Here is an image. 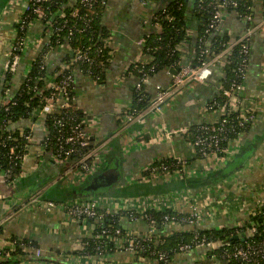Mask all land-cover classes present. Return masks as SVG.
Instances as JSON below:
<instances>
[{
    "label": "built area",
    "instance_id": "1",
    "mask_svg": "<svg viewBox=\"0 0 264 264\" xmlns=\"http://www.w3.org/2000/svg\"><path fill=\"white\" fill-rule=\"evenodd\" d=\"M12 1L17 3L16 0ZM48 1L51 0H25L23 10L18 16L16 23H20V29L22 31L26 30V33L23 31L25 35L15 37L16 39L10 44L5 61L1 65V69L5 72L16 73L24 52L30 49L32 50L37 43L41 42L42 37L46 35L48 38L46 47L38 55L43 62L42 67L45 66L48 68L46 65V55L50 50L62 48L65 52H68L69 46L66 43L68 39L64 43H60L55 47L50 46L49 48L50 41L60 28L52 27V24H48L47 22L46 35H43L41 32L39 33V37L36 36L32 41L30 40L31 37L29 34L32 28L35 25L43 27L46 24L44 19L47 14L40 4ZM148 1L157 3L159 0ZM259 1L261 5V18L255 26H247L244 32L234 42H230L221 51H211L209 46L204 48L202 50L204 57L199 66H192L182 58L177 62L176 66L163 69L162 71L169 77L167 83L155 81V75L146 72L145 65L150 59L142 52L145 43L143 39L140 43L139 56L132 62L137 63L136 69L139 73L138 75H140L134 85L133 92L138 96V101L141 103L147 100V106L140 110H132V103L129 106L123 105V107H119L118 113L123 116L121 119L129 123L139 121L144 117L154 115L161 111L178 92L189 85L194 83L209 85L211 76L218 68L224 65L228 54L231 53L232 48L238 43H241V54L244 58L243 65L238 67L237 71L246 77L250 62L247 61L250 54L251 40L253 41L257 33L264 36V0ZM79 2L89 9H93L96 3L101 2L105 9L108 0H80ZM198 2L197 7L205 8L207 6L210 9V16L206 26L207 32L213 29L219 30L221 22L224 23L231 13L239 15L237 11V7L240 5L239 0H198ZM71 4H74V2ZM160 9H162L163 13L166 12L165 6H162L152 14L151 19L154 27L158 29V32L161 30V16L156 12ZM25 12H28V15H23ZM77 12L78 10L75 7L74 15H77ZM29 14H33L36 20L32 21L30 19L26 21ZM61 15L63 16V14ZM243 18L247 22L252 20V16L249 15L243 16ZM91 19L92 17H88L85 20V24L88 25ZM168 19L170 20V17ZM187 33L192 35V37L195 35L191 28L187 30ZM183 47L184 45L178 46L179 49H183ZM105 49L108 50V56L104 60L101 57ZM74 50L71 63L64 62L60 67L51 71L48 68L47 72L49 76L45 80V84L40 88H35V92L46 99V103L42 108L31 112L30 118L33 121V125L28 127L31 129V133L27 136L30 151V148L35 145L34 128L37 124L41 123L43 125L44 135L39 143L38 157H42L45 153H51L50 155H52V158L56 162L66 164L65 166L68 168L66 167L64 171V176H66L65 182L70 186L84 182L87 177L98 171L102 165L103 146L101 148L100 146L94 147L92 145L91 134L88 131L90 126L93 125L92 117L88 115L85 126L81 127L80 124L72 125L66 136L61 135V137H58L59 145L57 152L54 153L47 150L48 147L45 143V138L48 130L44 126V120L48 114L61 113L64 108L71 107L72 103L80 107L79 95L75 86V72L80 70L93 85H102L104 81L100 79L101 77L99 75L94 74L92 68L105 67L106 62L112 61L116 53L112 37L104 40L103 46L97 49L96 55H93L88 50L84 51L81 48ZM82 64H86L88 69L84 71L81 67ZM172 69H177V71L173 73L171 72ZM219 87L222 89L223 86L220 85ZM232 88L242 93L244 85L233 82ZM48 90L50 91V95L45 97L44 92ZM222 92L224 95L230 96V100L235 109L239 108L238 118L241 126L245 124L250 125L255 121L256 113L252 109L249 110L243 106L242 99L239 100L238 95L233 94L227 88H223ZM148 94L150 95L148 96ZM206 110H219L221 113L220 117L211 122V125L202 126V133L189 144L195 155L197 153L201 155L198 159L213 158L219 161L231 153L230 146L237 138L231 140L225 149H221L222 133L226 132V124L228 123V120L221 118V116L228 112L225 107L220 106L214 101L206 104ZM85 112L88 113L87 111ZM242 133L244 131L240 132L238 137ZM63 142L70 144V148L64 149ZM29 151L24 156V163ZM62 155L65 157L62 158ZM73 155L77 157L72 159L71 157ZM173 158L176 159L173 164L176 166L174 169L170 168V165L167 163L161 161V158L155 160L161 162L155 163V161H152L143 167L139 176H133L134 181H138L139 179L147 183L154 180L179 181L199 175V173H205L210 168H214L212 165L219 163H207V166L202 167L203 165H201L200 167L198 165H192L182 158L175 156ZM23 172L14 179V182L22 176ZM2 174L7 181L12 175L9 172ZM261 192L260 189H255L253 193L248 192L247 195V192L242 194H229L228 191H221L217 187L206 188L203 192H197L191 188H182L170 193H159L144 197L87 196L57 202L55 200L45 199L44 190H37L30 195L29 200L26 202V209L44 208L52 211L61 208L72 221H78L84 225L86 228L85 237L99 240L100 244L97 246V253L95 254L82 251L83 246L81 241H79V250L76 253L69 254L66 258L63 257V259L73 264H115V262L120 264L119 261L122 264H179L177 263L178 258L187 255H191L190 264H264V236L259 241L255 237L261 235L260 228L264 227V220L262 223L249 224L251 215L256 214V210L264 204V198L260 196L262 194ZM169 208H171L173 213L162 215L160 220L151 213L161 212ZM236 210L244 213L243 217L238 221L231 224H218V226H205L207 222L218 218H225ZM112 216H118V221L120 222L117 227L112 226L111 223H106ZM124 221L138 223L142 226L137 229H127L122 224ZM160 225L163 229L160 228ZM1 226L0 223V228H2ZM223 227L233 228L237 232L236 236L242 242L236 245H229V243L223 240L211 239L200 233V230L203 229ZM171 231L192 234V240L181 243L173 257H170L168 252L162 249L160 245L162 243L161 238ZM100 239H104L105 243H102L103 241ZM106 243L110 245V249L106 247ZM18 246L19 238L10 236L7 238L5 244L0 246V254L3 257H8ZM23 248L31 251L35 258L33 260H21L19 264H27V262L39 263V258L44 254L40 247H27L24 245ZM108 250L111 252L114 251L115 255L110 256L106 253ZM124 255H127L125 259L120 257Z\"/></svg>",
    "mask_w": 264,
    "mask_h": 264
},
{
    "label": "crops",
    "instance_id": "2",
    "mask_svg": "<svg viewBox=\"0 0 264 264\" xmlns=\"http://www.w3.org/2000/svg\"><path fill=\"white\" fill-rule=\"evenodd\" d=\"M171 0H159L157 3L148 0H108L102 23L112 32V41L116 50L110 68L107 70L105 82L102 85H93L80 71L75 72V86L78 91L80 107L92 117L93 125L88 129L91 134L92 145L102 147L103 160L108 161L114 157L122 158L124 173L114 194L130 195L128 197L170 193L175 188L172 183L176 180H154L150 183L142 180L134 181L133 176H139L141 169L152 161L165 157H179L184 160H193L192 165L201 167L207 163L219 162L205 173L183 179L185 182L192 179L205 178L212 173H220L229 162L240 157L246 150L250 151L248 158L242 166L227 175H216V179L198 185L197 192L206 188L217 187L229 194L253 193L260 189L264 198V36L255 34L253 38V54L246 72L242 102L249 110L256 113L255 121L250 125L249 131L240 134L230 146L231 153L219 161L211 159H194L195 154L185 138V131L192 125L203 122H213L220 117V111H207L206 104L220 89L221 78L225 75L224 65L218 68L211 76L209 85L194 83L178 92L174 98L154 115L144 117L139 121L128 122L119 115V107L129 106L132 103L134 85L138 76L127 73L130 64L137 59L140 43L144 37L158 32L152 22V14ZM194 0L189 1L187 11L191 16L192 29H196V16L193 15ZM9 0L0 15V87H2L6 72L1 69L5 61L10 44L16 37L14 25L21 14L25 0ZM10 5V6H9ZM261 5L258 0L253 7L252 24L248 25L243 16L231 13L221 25L225 29L231 42L240 36L247 26H255L261 18ZM42 32V27L35 25L29 36L31 41ZM41 39V37H40ZM47 35L42 37L40 43L31 50L24 52L18 70L13 78L10 93L14 94L24 82L31 62L45 49ZM184 45L182 51L188 52ZM67 52L62 48H54L46 55V65L49 70L60 67ZM225 64V63H224ZM47 68V71H48ZM155 81L167 83L168 75L161 71L155 75ZM117 101L119 104H116ZM33 125L31 118H24L16 122L13 127H30ZM44 135L43 125L37 124L34 128L35 145L30 148L24 163L22 176L13 184L8 183L0 173V246L5 244L7 238L14 236L19 239L34 241L44 255L50 256L48 262L27 264H58L62 261L63 254L79 250V241L85 237L86 228L81 222L72 221L67 213L59 208L52 211L46 209H26V202L30 195L37 190H44L45 199L55 201L68 195L65 182L63 165L56 162L51 153L38 157L40 140ZM118 163V162H117ZM118 166V165H117ZM196 181V184H199ZM171 182V183H170ZM136 183H138L136 185ZM143 188L138 189L140 184ZM126 185V186H125ZM149 185V186H148ZM125 186V187H124ZM136 188H135V187ZM158 186H160L158 188ZM242 186V187H240ZM137 191H135L134 190ZM190 188V187H186ZM117 191V192H116ZM175 191V190H174ZM68 197V196H67ZM124 197V196H122ZM65 200V199H63ZM240 208V207H239ZM243 210V209H242ZM241 211H234L225 218H218L207 222L205 226H218V224H231L243 217ZM127 229H137L141 224L124 221ZM125 259L127 255L120 256ZM191 255L179 257L177 263L190 264ZM122 264V262L119 261Z\"/></svg>",
    "mask_w": 264,
    "mask_h": 264
},
{
    "label": "trees",
    "instance_id": "3",
    "mask_svg": "<svg viewBox=\"0 0 264 264\" xmlns=\"http://www.w3.org/2000/svg\"><path fill=\"white\" fill-rule=\"evenodd\" d=\"M79 1L80 0H51L40 4L47 14L46 18L44 19L45 23L47 22L48 24H52V27L60 28L50 41L49 48L50 46L55 47L60 43H64L65 40L68 39L66 42L69 46L68 52L66 53L63 60V62L67 63L72 62L73 52L75 51L74 49L81 48L84 51L88 50L93 55H96L97 49L103 46L104 40L112 37L111 30H109L108 27L102 23L105 10L104 5L99 2L94 5L93 9H89L83 6V4H81ZM257 1L258 0H239L240 5L237 7V11L241 16L249 15L253 18V7L256 5ZM72 2H74V4H71ZM198 3V0H196L193 6V15H195L197 18L196 29L195 27L193 29L195 37H192V35L187 33V30L190 28L192 29L193 26L191 24L193 19H191V16L187 11L189 0H171L165 5L166 12L163 13L162 9L156 12L161 16V30L160 32L146 35L144 37L145 43L142 48V52L150 59V61L145 65V70L147 73L156 75L163 69L176 66L177 62L184 58L185 55L182 49H179L178 46L186 45L189 48L185 62L191 64L192 66H199L204 57L202 54V50L204 48L209 46L211 51L214 50L218 52L226 48V46L231 42V38L228 36L225 29H213L208 32L206 31L208 18L210 16V9L207 6H205V8H199L197 7ZM75 7L78 10L77 15H74ZM61 14H63V16ZM23 15H28V12L23 13ZM88 17H92V19L89 24L86 25L85 20ZM168 17H170V20ZM30 19L32 21L36 20L33 14H29V17L26 19V21ZM47 23L43 27L41 26L43 35H46ZM247 23L248 25H251L252 20L248 21ZM14 27V30L16 31V38L25 35L26 30H23L25 32L24 33L20 29V23H15ZM73 27L74 29H72ZM107 51V49L104 50L101 59L105 60L107 58ZM252 54L253 41L251 40L250 54L247 62L251 60ZM243 58L244 57L241 54V43H238L232 48L231 53H229L226 58L223 68L225 75L220 81L221 86H223L222 89H230L233 94L238 95L239 100H241L243 97L240 96L242 93L238 92L236 89H233L232 83L236 82L243 85L245 83L244 74L242 75V73L237 71L238 67L243 65ZM111 62L112 61L106 62V65L103 68H92L94 74L99 75L101 77L100 79L104 82ZM42 64L43 62L39 56L32 60L28 75L14 94L10 93V89H12L15 73L6 72L4 83L2 87H0V172H9L12 174L10 179H8V183L13 184L14 179H16L23 172L24 156L28 153L30 146L27 136L31 133V129L28 127H13V125L21 119L30 118L32 111L42 108L46 103V99L42 98L35 92V88L42 87L45 84V80L48 79L49 76L47 68L45 66L42 67ZM136 65L137 63H131L127 69V73H133L137 76H140L138 75L139 73L137 72ZM81 67L84 71L88 69L86 64H82ZM222 89H219L216 96H213L209 102H217L220 106L225 107L228 112L227 114L221 116V118L228 120V123L226 124V132L222 133V140L220 143L221 149H225L231 140H234L238 137L240 132L249 131L251 124H245L242 126L239 124V108L235 109L233 107L230 96L224 95ZM48 95H50L49 90L44 92L45 97ZM149 95L150 94H148V96ZM138 99V96H136L135 92H133L132 110H140L147 106V100L146 102L141 103L138 101ZM87 118L88 113H86L84 109L77 107L75 103H72L71 107L64 108L61 113L48 114L44 120V126L48 130V134L45 138V143L48 147L47 150L51 151L52 153L57 152V147L59 145L58 137H61V135L66 136L70 130V126L72 125L80 124L81 127L85 126ZM210 123L211 122H203L201 124L190 126L189 130L185 133L186 140L189 143H192L195 138L202 133V126L211 125ZM63 146L64 149L70 148V144L65 142H63ZM249 154L250 151L246 150L240 157H237L234 161L229 162L222 170H220L222 171L220 172L222 173L221 175L226 173L228 175L232 171L238 169L240 166H242L246 158H248ZM200 156L201 155L197 153L194 159H198ZM64 157L65 156L62 155V158ZM76 157V155H73L71 158L73 159ZM122 160V158L114 157L111 160L109 159V162L104 161L105 166L101 168L96 176L88 179L84 183L85 185L77 189H73L67 193L68 195L63 197L69 196L74 199H78L87 196H103V193L110 194L116 189V187L119 185V181L121 180V172L124 171ZM161 161L170 165V168L172 169L176 167L173 165L176 161V159L173 157H165L162 158ZM161 161H155V163ZM191 161L193 160H187L189 163ZM62 165L64 168V165L66 164ZM66 167L67 166H65L64 171ZM108 170L117 171L119 178L118 181L111 184L100 182V185H96V181H98L99 176L105 175ZM220 173H213L212 179H216V175H219ZM219 177L221 176L219 175ZM198 183L199 184H196V181L194 180H188L186 182L172 183L173 186L169 187L178 188L187 186L196 189L198 185L202 184L200 181H198ZM145 185L146 184L141 183L138 189L143 188L141 186ZM159 187L160 186H158V188ZM151 213L157 217L158 220H160L162 215L166 213L172 214L173 211H171V208H169L164 209L161 212ZM263 220L264 204L262 207L256 210V214L251 215L249 224H256L257 222L262 223ZM119 222L118 216H112V218L108 219L106 223H111L112 226L117 227ZM160 228H162L161 225ZM260 229L261 235L255 236L258 241L264 236V227ZM0 232H2L1 228ZM200 233L211 239L223 240L224 242L229 243V245H236L242 242V240L236 236L237 232L230 227L203 229L200 230ZM100 240L103 241H101L102 243H105L104 239ZM161 240V248L167 251L170 257H173L175 256L176 250H178L177 248L181 243L190 242L192 240V234L187 232L183 233L180 231H171L162 237ZM81 243L83 246L82 251H88L92 254L97 253V246L100 244L99 240L91 237L82 238ZM24 245L27 247H38L37 244L32 240L19 239V246L11 253L10 256L3 257V255L0 254V264H19L20 261L24 259L33 260L35 258L34 254L31 251L25 250L23 248ZM106 247L110 249V245H108V243H106ZM76 252L77 251L72 253ZM106 253H108L110 256L115 255L114 251L111 252L108 250ZM69 254L70 253L65 252L63 255H65L66 258L69 256ZM50 256L43 254L39 260L42 262H48L51 260ZM57 263L73 264L65 259ZM115 264H117V262H115Z\"/></svg>",
    "mask_w": 264,
    "mask_h": 264
},
{
    "label": "water",
    "instance_id": "4",
    "mask_svg": "<svg viewBox=\"0 0 264 264\" xmlns=\"http://www.w3.org/2000/svg\"><path fill=\"white\" fill-rule=\"evenodd\" d=\"M7 1H9V0H7ZM7 1L6 0H0V15L2 14V12H3V10H4V8H5V6H6V3H7ZM223 24V22H221V24H220V26H219V28L221 27V25ZM177 71V69H172L171 70V72H173V73H175ZM103 166H105V163H103L102 165H101V167L98 169V171H96L95 173H93L92 175H90L89 177H87L86 179H85V181L84 182H82V183H80V184H78V185H75V186H73V187H70V188H67V190H70V191H72L73 189H77V188H79V187H81V186H83V185H85L84 183L88 180V179H90V178H92V177H94V176H96L97 175V173L101 170V168L103 167ZM213 174V173H212ZM212 174H210V175H208L207 177H205V178H200V182H202V183H205V182H210L211 180H212ZM109 175V174H108ZM115 176L113 177V178H111V179H108L107 180V177H106V180H105V184H111V183H113V182H116V181H118V175H117V172H115V174H114ZM192 180H194V181H198V179H192ZM177 182H185L184 180H179V181H177ZM104 184V185H105ZM138 183H136V185H137ZM145 184V183H144ZM147 184V183H146ZM187 186H183V187H178V188H175L174 190H180V189H182V188H186ZM97 188V187H96ZM101 196V195H100ZM103 196H109V195H103ZM122 196H124V197H128V196H130V195H119V194H114L113 195V197H122ZM72 197H62V198H60V200H62L63 201V199H71ZM72 199H74V198H72ZM50 200H54L53 198H51Z\"/></svg>",
    "mask_w": 264,
    "mask_h": 264
},
{
    "label": "flooded vegetation",
    "instance_id": "5",
    "mask_svg": "<svg viewBox=\"0 0 264 264\" xmlns=\"http://www.w3.org/2000/svg\"><path fill=\"white\" fill-rule=\"evenodd\" d=\"M116 170H108L105 175L99 176L98 181H96V185H100L101 183H105L106 177L107 180L113 178ZM109 174V175H108ZM101 182V183H100Z\"/></svg>",
    "mask_w": 264,
    "mask_h": 264
},
{
    "label": "rangeland",
    "instance_id": "6",
    "mask_svg": "<svg viewBox=\"0 0 264 264\" xmlns=\"http://www.w3.org/2000/svg\"><path fill=\"white\" fill-rule=\"evenodd\" d=\"M116 104H119V102L117 101V103H116ZM172 192H174V190H173Z\"/></svg>",
    "mask_w": 264,
    "mask_h": 264
}]
</instances>
